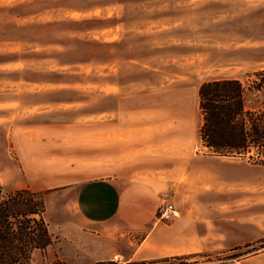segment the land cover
Instances as JSON below:
<instances>
[{"label":"crops","instance_id":"obj_1","mask_svg":"<svg viewBox=\"0 0 264 264\" xmlns=\"http://www.w3.org/2000/svg\"><path fill=\"white\" fill-rule=\"evenodd\" d=\"M69 86L13 84L18 93L5 105L0 82V182L43 193L52 238L31 252L30 264H42L44 256L66 264L152 260L253 246L263 235L255 214H210L202 212L205 205L194 206L209 193L204 182L217 181L221 189L230 180L217 161L236 158L199 156V87L190 97L180 81L164 89L109 80L84 88L92 92L89 111L63 96ZM5 140L12 154L6 163ZM244 168L252 175L255 166ZM164 201L178 213L169 222L157 217ZM106 223L112 225L101 227ZM135 232L141 237L132 239ZM210 264H264V252Z\"/></svg>","mask_w":264,"mask_h":264},{"label":"rangeland","instance_id":"obj_2","mask_svg":"<svg viewBox=\"0 0 264 264\" xmlns=\"http://www.w3.org/2000/svg\"><path fill=\"white\" fill-rule=\"evenodd\" d=\"M263 67L264 0H0V82L8 99L5 105L18 93L13 84L32 80L70 85L63 96L90 111L92 92L84 88L109 80H143L164 89L180 81L188 85L192 97L195 88L215 78H235L248 87L253 73ZM84 95L86 100H81ZM246 105L262 107L264 87L247 91ZM198 148L199 156L211 155ZM4 151L6 163L12 160L6 140ZM219 160L230 180L222 182L221 189L215 186L217 181L204 182L201 187L209 193L194 204L196 209L205 205L204 213L255 214L264 227V166L242 157ZM248 164L255 166L252 175L245 172ZM5 187L12 189L9 184ZM217 205L221 212L210 209ZM232 221L228 220L229 227ZM261 227L263 235L253 246L192 253L185 261L220 263L264 252ZM131 237L138 239L141 233ZM41 263L66 264L54 256L42 258Z\"/></svg>","mask_w":264,"mask_h":264},{"label":"trees","instance_id":"obj_3","mask_svg":"<svg viewBox=\"0 0 264 264\" xmlns=\"http://www.w3.org/2000/svg\"><path fill=\"white\" fill-rule=\"evenodd\" d=\"M253 75L248 87L235 78H215L199 86L201 121L197 137L212 155L242 157L250 163L264 166V105L257 108L246 105L247 91H259L264 87V67ZM44 211L42 192L28 188L7 189L0 182V264H30V254L34 249L44 250L52 243L43 219ZM189 255L122 263L190 264L185 261ZM175 260L181 262L175 263ZM92 264L119 262L97 261Z\"/></svg>","mask_w":264,"mask_h":264},{"label":"built area","instance_id":"obj_4","mask_svg":"<svg viewBox=\"0 0 264 264\" xmlns=\"http://www.w3.org/2000/svg\"><path fill=\"white\" fill-rule=\"evenodd\" d=\"M158 219L163 222H169L176 216V211L172 203H164L158 209ZM46 260V256L43 257Z\"/></svg>","mask_w":264,"mask_h":264},{"label":"water","instance_id":"obj_5","mask_svg":"<svg viewBox=\"0 0 264 264\" xmlns=\"http://www.w3.org/2000/svg\"><path fill=\"white\" fill-rule=\"evenodd\" d=\"M232 157H234V156H232Z\"/></svg>","mask_w":264,"mask_h":264}]
</instances>
